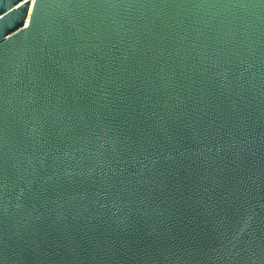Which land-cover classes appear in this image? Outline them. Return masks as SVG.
<instances>
[{
  "label": "water",
  "instance_id": "water-1",
  "mask_svg": "<svg viewBox=\"0 0 264 264\" xmlns=\"http://www.w3.org/2000/svg\"><path fill=\"white\" fill-rule=\"evenodd\" d=\"M0 264H264V0H0Z\"/></svg>",
  "mask_w": 264,
  "mask_h": 264
},
{
  "label": "built area",
  "instance_id": "built-area-1",
  "mask_svg": "<svg viewBox=\"0 0 264 264\" xmlns=\"http://www.w3.org/2000/svg\"><path fill=\"white\" fill-rule=\"evenodd\" d=\"M33 1V0H32Z\"/></svg>",
  "mask_w": 264,
  "mask_h": 264
}]
</instances>
